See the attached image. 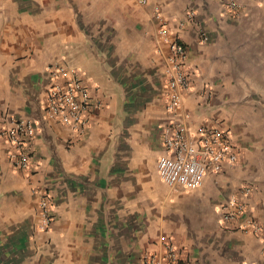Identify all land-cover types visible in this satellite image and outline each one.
I'll use <instances>...</instances> for the list:
<instances>
[{"label": "crops", "instance_id": "obj_1", "mask_svg": "<svg viewBox=\"0 0 264 264\" xmlns=\"http://www.w3.org/2000/svg\"><path fill=\"white\" fill-rule=\"evenodd\" d=\"M5 1L0 110L33 119L36 134L26 169L0 137V264H141L163 239L185 264H264V0H239L240 10L229 0ZM163 24L187 47L192 83L175 111ZM57 65L89 89L82 130L45 108ZM178 121L196 137L203 126L229 130L239 160L196 189L169 187L157 160ZM44 191L55 216L46 231ZM233 199L246 210L225 221ZM248 217L261 232L243 228Z\"/></svg>", "mask_w": 264, "mask_h": 264}, {"label": "built area", "instance_id": "obj_2", "mask_svg": "<svg viewBox=\"0 0 264 264\" xmlns=\"http://www.w3.org/2000/svg\"><path fill=\"white\" fill-rule=\"evenodd\" d=\"M229 5L236 10L241 9L239 0H229ZM160 33L169 44V53L166 55L170 89L168 108L175 111L182 104L184 92L192 84L185 68L187 47L181 39L174 37L164 24ZM50 72L57 79L47 90L45 108L48 115L82 130L88 121L87 113L91 102L89 89L76 73H68L65 66L57 65L52 67ZM61 77L64 78L60 79ZM199 133L197 137L194 136L181 121L173 122L167 127L165 145L168 152L158 157L157 169L161 180L169 187L196 189L203 184L210 169L220 172L225 164L233 165L239 160L238 144L229 130L203 126ZM35 134L33 119L0 110V137H5L10 142L8 158L14 166L25 169L30 166L31 153L27 144ZM245 188L248 194L250 187ZM245 208L243 202L233 199L224 205L223 219L236 221L244 214ZM54 218L52 195L44 191L40 200V229L49 230ZM243 228L259 233L262 225L253 217H248ZM141 264L185 263L178 245L172 240L163 239L158 249L145 251Z\"/></svg>", "mask_w": 264, "mask_h": 264}, {"label": "rangeland", "instance_id": "obj_3", "mask_svg": "<svg viewBox=\"0 0 264 264\" xmlns=\"http://www.w3.org/2000/svg\"><path fill=\"white\" fill-rule=\"evenodd\" d=\"M0 1H3V0H0ZM67 1L70 3H76L77 2V0H67ZM5 3H6L7 8H9V7L13 8L14 3H15V8L20 6L22 9H25V8H29L31 6V0H16V1L15 0H6Z\"/></svg>", "mask_w": 264, "mask_h": 264}]
</instances>
